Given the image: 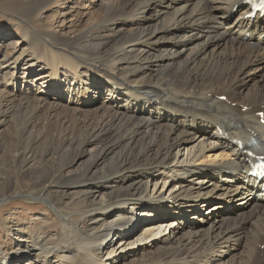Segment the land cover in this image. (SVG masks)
<instances>
[{
  "label": "bare ground",
  "instance_id": "obj_1",
  "mask_svg": "<svg viewBox=\"0 0 264 264\" xmlns=\"http://www.w3.org/2000/svg\"><path fill=\"white\" fill-rule=\"evenodd\" d=\"M0 1L20 35L0 30L15 169L0 210L38 200L59 229L17 224L0 264H113L140 249L131 264L264 262V191L237 145L264 152V17L245 0H105L66 35L55 25L70 0ZM21 75L36 76L16 91Z\"/></svg>",
  "mask_w": 264,
  "mask_h": 264
},
{
  "label": "rangeland",
  "instance_id": "obj_2",
  "mask_svg": "<svg viewBox=\"0 0 264 264\" xmlns=\"http://www.w3.org/2000/svg\"><path fill=\"white\" fill-rule=\"evenodd\" d=\"M104 1L105 0H70V1H68L66 6H65L66 9H62L61 14H60L61 17H62V15H65V18H66V21H65V24L63 27L64 30L60 29V26H58V24L55 25V28L58 31H61L62 33H68L66 35H70L71 33L69 32V29L72 26L71 24L75 20V18L80 16V18L85 20L88 13L91 14V12H94L95 15L99 14L102 6L104 4ZM7 13L8 12L1 5V1H0V30H4L3 32L7 31L8 32L7 38H9V40H10V39L17 38L19 34H18V28L10 20V17L12 15H7ZM52 15H54V12L52 13L50 11V12H47L44 15V17L48 18V16H52ZM62 18H64V17H62ZM222 51H223L222 47L218 48V50H217V52H222ZM19 71L21 72L20 74H22L23 69H20ZM35 76L31 77V80H29V82H27V84H26V83H23V81H22L23 77L21 75L19 77L18 83L14 86L15 90L18 91V87L21 85L23 87H25L26 85H31L30 81L32 82L34 80ZM259 79H261L260 76L258 77V80ZM252 83H253V81L250 83V85H252ZM263 83L264 82L262 80L259 84H263ZM254 85L255 84L250 86V88L254 87ZM247 92H248V88H246L243 91V94H246ZM68 98L69 97L65 98V102L68 100ZM97 99H99V100H98V102H96L95 106H98V105L102 104V102H104V100H105L104 92L102 94L98 95L95 98V101ZM87 102H89V101H87ZM41 122H44V120L42 119ZM9 130H10V128H8L7 126H3L0 129V182L2 179L1 177H7L10 175V177L13 178L14 174H15V169L12 168L11 165H7L9 162L8 156L10 153V147L13 144L12 142H10L12 140L10 139ZM96 147H97L96 144H89L86 147L85 156L82 159V161L79 163V165H82V163H84V161L89 157V155H91L95 152ZM24 181L27 182L28 180L24 179ZM153 188H154V186L150 187V193L153 192ZM158 188H159V191L162 190L161 186H159ZM12 199H15V198H12ZM12 199H10L11 202H9L8 204H5V206H3L2 209L0 210V245L1 246L5 245V248L8 251L14 249L17 246L16 245V241H17L16 231H17L19 225L33 226L34 220H38V222H40V224H41L40 228L46 229V230L48 229L49 232L53 231L54 228L57 226V222H55L54 218H51L50 215L45 213V211H44V209H45L44 205L45 204L43 202L37 200L31 204L32 205L31 208H29V207L21 208V207H18V204L26 206V205H28L27 202L25 200H21V199H15V200H12ZM235 207H237V205ZM221 210L225 212V208H223ZM226 213L227 212H225L224 215H226ZM192 215L193 214H189V217ZM16 216H18L19 218L16 219ZM32 220H33V222H32ZM17 224H19V225H17ZM56 229L59 230L58 227H56ZM120 245H121L120 241L115 244L116 248L120 247ZM157 245L158 244H155L153 246V248H156ZM262 245H264V244H262ZM262 245L259 246L260 249L262 248ZM121 248L122 247H120L118 251H120ZM127 248H130V247H126V249ZM261 250L264 251V249H261ZM140 252H142V249L138 250V252H136V253L132 252L131 254L127 255L125 259L123 258L119 261L114 262L113 264H131L132 263L131 261L135 257H137V258L139 257ZM101 255H102V253H101ZM260 257L264 258V255H261ZM9 264H18V260L12 259V261H10ZM259 264H264V262L260 260Z\"/></svg>",
  "mask_w": 264,
  "mask_h": 264
},
{
  "label": "snow or ice",
  "instance_id": "obj_3",
  "mask_svg": "<svg viewBox=\"0 0 264 264\" xmlns=\"http://www.w3.org/2000/svg\"><path fill=\"white\" fill-rule=\"evenodd\" d=\"M259 7H260L261 9H264V0H261V2H260V4H259ZM262 167H264V166H262Z\"/></svg>",
  "mask_w": 264,
  "mask_h": 264
}]
</instances>
